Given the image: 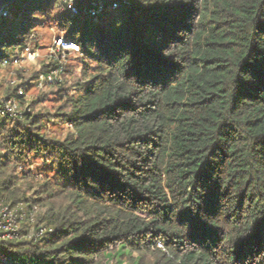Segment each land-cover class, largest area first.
<instances>
[{
    "label": "trees",
    "instance_id": "16d2710c",
    "mask_svg": "<svg viewBox=\"0 0 264 264\" xmlns=\"http://www.w3.org/2000/svg\"><path fill=\"white\" fill-rule=\"evenodd\" d=\"M76 5L0 17V203L26 215L0 264H264V0ZM47 23L81 50L51 108L38 79L59 62L12 63Z\"/></svg>",
    "mask_w": 264,
    "mask_h": 264
},
{
    "label": "built area",
    "instance_id": "2783aa9c",
    "mask_svg": "<svg viewBox=\"0 0 264 264\" xmlns=\"http://www.w3.org/2000/svg\"><path fill=\"white\" fill-rule=\"evenodd\" d=\"M78 0H63V7L68 12L73 13L75 16L79 15L81 12V7L76 5ZM127 2L128 0H123ZM111 6L114 9H117L119 5L117 3H112ZM105 6L101 1H94L91 7L84 9L85 12H89L92 16H97L104 10ZM52 55L50 59H55L59 62V66L53 68L52 71L48 73H41L39 76V86L43 84L53 85L62 82L64 72L66 70V62L71 53H80L79 46L74 42H71L65 39L63 36L58 37L53 45H52ZM26 51L32 52L29 49ZM25 56V55H24ZM15 58L12 63L16 66L20 65L25 61V57ZM20 96H25L24 90H20L18 93ZM6 111L9 114L19 115L22 114V110L19 108L18 103L15 99H10L6 105ZM21 207H10L3 203H0V241L14 239V237H21L22 235V224L21 221L25 218V213L23 212ZM46 228L37 227V229H33L28 238H38L43 235ZM162 246L161 244L159 245ZM8 260L6 253L0 251V263L6 262Z\"/></svg>",
    "mask_w": 264,
    "mask_h": 264
},
{
    "label": "rangeland",
    "instance_id": "374dc122",
    "mask_svg": "<svg viewBox=\"0 0 264 264\" xmlns=\"http://www.w3.org/2000/svg\"><path fill=\"white\" fill-rule=\"evenodd\" d=\"M4 11H7V9H5ZM7 13H5L6 15ZM81 21H83L84 26H88L91 27L93 24L91 22H87L85 17H81ZM58 29L56 27H52L50 23H47L45 25L44 29L39 30V35L41 36V39L39 41V47L38 50H36L35 52H26L24 55L25 57V61L23 63H21L20 65L16 66L13 64V66L17 67V69H21L23 70V72H25L28 76L34 72H36L39 67H40V62L44 61V60H50V56L52 55V45L54 43V41L58 38ZM74 53L70 54V59H74ZM70 62V63H69ZM68 63L71 65H74L73 61H69ZM36 70V71H35ZM41 75V73H40ZM39 75V76H40ZM11 80L10 76H8V74L6 72H2V74L0 75V81H2L4 84L9 83ZM57 84H53V85H46L43 84L42 86H39V81H38V90H41V93H49L51 95L48 96V101L44 102V107L47 108H51L54 105V97L56 96L55 94L52 95L54 93V89L53 87H55ZM1 91H0V98L3 97V95H1ZM41 93L38 94V91H32V92H28L25 90L24 94H26V96H28V98H30V100L35 99L37 96H40ZM54 99V100H53ZM36 169V167H35ZM34 169V170H35Z\"/></svg>",
    "mask_w": 264,
    "mask_h": 264
},
{
    "label": "water",
    "instance_id": "95a60500",
    "mask_svg": "<svg viewBox=\"0 0 264 264\" xmlns=\"http://www.w3.org/2000/svg\"><path fill=\"white\" fill-rule=\"evenodd\" d=\"M16 0H0V17L4 11V7L7 6L9 3H12Z\"/></svg>",
    "mask_w": 264,
    "mask_h": 264
},
{
    "label": "snow or ice",
    "instance_id": "6c2138e0",
    "mask_svg": "<svg viewBox=\"0 0 264 264\" xmlns=\"http://www.w3.org/2000/svg\"><path fill=\"white\" fill-rule=\"evenodd\" d=\"M166 2H168V0H166ZM171 2L176 3L177 7L180 6L181 0H171Z\"/></svg>",
    "mask_w": 264,
    "mask_h": 264
}]
</instances>
